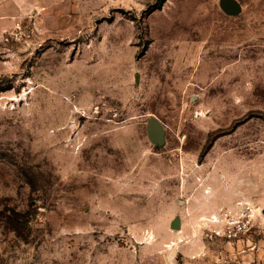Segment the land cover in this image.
<instances>
[{
    "label": "rangeland",
    "instance_id": "obj_1",
    "mask_svg": "<svg viewBox=\"0 0 264 264\" xmlns=\"http://www.w3.org/2000/svg\"><path fill=\"white\" fill-rule=\"evenodd\" d=\"M237 1L0 0V264H264V178L210 238L223 154L264 160V0Z\"/></svg>",
    "mask_w": 264,
    "mask_h": 264
},
{
    "label": "crops",
    "instance_id": "obj_2",
    "mask_svg": "<svg viewBox=\"0 0 264 264\" xmlns=\"http://www.w3.org/2000/svg\"><path fill=\"white\" fill-rule=\"evenodd\" d=\"M231 152V150H227L221 158L225 161L222 177H225V180L230 182V184L227 186L224 193H222L223 199L220 202L211 203L209 206L210 212H215L218 208L238 207L237 201L241 199L244 193L247 192L249 197H253L256 193V187L259 185V180L264 178V160H253L251 163H248L249 165L247 164L250 168V182L245 183L242 175L244 172L243 169L247 165H244V161L242 158L238 157L236 153L233 154ZM234 155L235 159L233 160L231 157ZM262 203L264 204V202Z\"/></svg>",
    "mask_w": 264,
    "mask_h": 264
},
{
    "label": "built area",
    "instance_id": "obj_3",
    "mask_svg": "<svg viewBox=\"0 0 264 264\" xmlns=\"http://www.w3.org/2000/svg\"><path fill=\"white\" fill-rule=\"evenodd\" d=\"M237 204L238 207H227L222 209L221 213L212 215L211 222L216 223L217 227L212 231L210 238H217L228 243H233L240 241L244 235L252 230L255 226L252 210L246 207L245 211H236V208H241L240 205H243L242 202H238Z\"/></svg>",
    "mask_w": 264,
    "mask_h": 264
},
{
    "label": "water",
    "instance_id": "obj_4",
    "mask_svg": "<svg viewBox=\"0 0 264 264\" xmlns=\"http://www.w3.org/2000/svg\"><path fill=\"white\" fill-rule=\"evenodd\" d=\"M221 7L229 14H238L241 11V5L237 0H221ZM148 136L149 139L157 145H165V129L161 122L152 117L148 121ZM174 228H181L180 219L174 221Z\"/></svg>",
    "mask_w": 264,
    "mask_h": 264
},
{
    "label": "trees",
    "instance_id": "obj_5",
    "mask_svg": "<svg viewBox=\"0 0 264 264\" xmlns=\"http://www.w3.org/2000/svg\"><path fill=\"white\" fill-rule=\"evenodd\" d=\"M166 2V0H158V2H157V5H156V8L158 9V8H161L162 6H163V4ZM236 124H235V126L231 129V130H234V128H236ZM211 147H209V149H210Z\"/></svg>",
    "mask_w": 264,
    "mask_h": 264
},
{
    "label": "bare ground",
    "instance_id": "obj_6",
    "mask_svg": "<svg viewBox=\"0 0 264 264\" xmlns=\"http://www.w3.org/2000/svg\"><path fill=\"white\" fill-rule=\"evenodd\" d=\"M217 218V217H216Z\"/></svg>",
    "mask_w": 264,
    "mask_h": 264
}]
</instances>
